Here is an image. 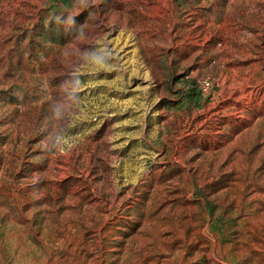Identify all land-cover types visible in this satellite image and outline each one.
Masks as SVG:
<instances>
[{
	"label": "rangeland",
	"instance_id": "rangeland-1",
	"mask_svg": "<svg viewBox=\"0 0 264 264\" xmlns=\"http://www.w3.org/2000/svg\"><path fill=\"white\" fill-rule=\"evenodd\" d=\"M0 264H264V0H0Z\"/></svg>",
	"mask_w": 264,
	"mask_h": 264
},
{
	"label": "clouds",
	"instance_id": "clouds-1",
	"mask_svg": "<svg viewBox=\"0 0 264 264\" xmlns=\"http://www.w3.org/2000/svg\"><path fill=\"white\" fill-rule=\"evenodd\" d=\"M57 114H58V110H57ZM57 142H58V143H61V138H58V139H57ZM63 143H68V142H67V141H63ZM69 147H72V145H69ZM59 151L63 154V153L66 151V149L63 148V147H61V148L59 149Z\"/></svg>",
	"mask_w": 264,
	"mask_h": 264
},
{
	"label": "bare ground",
	"instance_id": "bare-ground-1",
	"mask_svg": "<svg viewBox=\"0 0 264 264\" xmlns=\"http://www.w3.org/2000/svg\"><path fill=\"white\" fill-rule=\"evenodd\" d=\"M257 195V194H256ZM262 195V194H261ZM254 196V195H253ZM206 230V228H204L202 231H205Z\"/></svg>",
	"mask_w": 264,
	"mask_h": 264
}]
</instances>
